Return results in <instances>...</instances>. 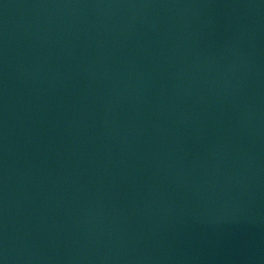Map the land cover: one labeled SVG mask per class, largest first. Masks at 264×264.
I'll return each mask as SVG.
<instances>
[{"label": "water", "instance_id": "water-1", "mask_svg": "<svg viewBox=\"0 0 264 264\" xmlns=\"http://www.w3.org/2000/svg\"><path fill=\"white\" fill-rule=\"evenodd\" d=\"M0 264H264V0H0Z\"/></svg>", "mask_w": 264, "mask_h": 264}]
</instances>
